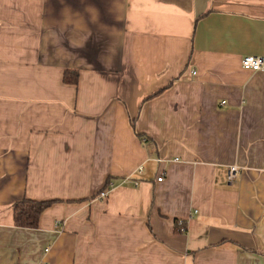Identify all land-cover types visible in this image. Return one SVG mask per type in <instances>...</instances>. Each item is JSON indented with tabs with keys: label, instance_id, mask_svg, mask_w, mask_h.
Wrapping results in <instances>:
<instances>
[{
	"label": "crops",
	"instance_id": "obj_1",
	"mask_svg": "<svg viewBox=\"0 0 264 264\" xmlns=\"http://www.w3.org/2000/svg\"><path fill=\"white\" fill-rule=\"evenodd\" d=\"M245 56L264 0H0V264H264ZM24 198L55 202L35 229L12 223Z\"/></svg>",
	"mask_w": 264,
	"mask_h": 264
},
{
	"label": "trees",
	"instance_id": "obj_2",
	"mask_svg": "<svg viewBox=\"0 0 264 264\" xmlns=\"http://www.w3.org/2000/svg\"><path fill=\"white\" fill-rule=\"evenodd\" d=\"M78 77L75 72L66 71L63 74V83L64 84H77ZM171 84L157 91L155 94L150 96V98L160 95L163 91L169 88ZM148 98V99H150ZM140 140H145L141 135L137 136ZM54 201H33L29 199L19 200L11 205L12 213V223L15 227L24 228V229H35L38 226V221L40 215L48 209ZM179 231V230H177Z\"/></svg>",
	"mask_w": 264,
	"mask_h": 264
},
{
	"label": "built area",
	"instance_id": "obj_3",
	"mask_svg": "<svg viewBox=\"0 0 264 264\" xmlns=\"http://www.w3.org/2000/svg\"><path fill=\"white\" fill-rule=\"evenodd\" d=\"M240 66L243 70L246 71H253V72H258V71H263L264 70V60L261 57L258 56H245L241 59L240 61ZM222 104H224L222 102ZM239 172V169L237 166H231L227 170V175H226V183L228 186H231L236 178L237 174ZM158 182H161V178L157 179ZM136 182H134V186H136ZM114 188V185L112 183H109L102 191L99 193L98 197L101 199H104L107 197L108 193L110 190ZM177 230L179 232H184L185 228L183 226V223L181 221H177Z\"/></svg>",
	"mask_w": 264,
	"mask_h": 264
}]
</instances>
